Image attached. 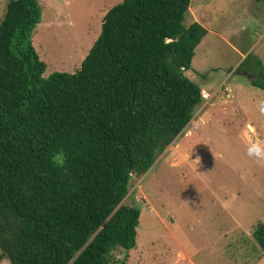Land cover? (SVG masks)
I'll return each instance as SVG.
<instances>
[{
    "label": "trees",
    "instance_id": "16d2710c",
    "mask_svg": "<svg viewBox=\"0 0 264 264\" xmlns=\"http://www.w3.org/2000/svg\"><path fill=\"white\" fill-rule=\"evenodd\" d=\"M191 0H122L73 73L31 42L37 0H8L0 21V263L126 264L141 210L123 203L203 102L185 72L206 36L184 24ZM250 79L264 92L260 62ZM63 150L65 165L52 156ZM104 225V227H103ZM264 252V223L255 229ZM123 250L122 260L114 252Z\"/></svg>",
    "mask_w": 264,
    "mask_h": 264
},
{
    "label": "rangeland",
    "instance_id": "374dc122",
    "mask_svg": "<svg viewBox=\"0 0 264 264\" xmlns=\"http://www.w3.org/2000/svg\"><path fill=\"white\" fill-rule=\"evenodd\" d=\"M37 1L31 42L47 78L80 67L122 0ZM195 21L208 32L185 74L204 100L154 165L131 177L123 203L141 215L126 264H264L255 237L264 223V160L247 155L248 145L264 144V92L249 76L257 62L264 67V0H191L184 24Z\"/></svg>",
    "mask_w": 264,
    "mask_h": 264
},
{
    "label": "clouds",
    "instance_id": "9594fccd",
    "mask_svg": "<svg viewBox=\"0 0 264 264\" xmlns=\"http://www.w3.org/2000/svg\"><path fill=\"white\" fill-rule=\"evenodd\" d=\"M262 110H264V109H262ZM247 155L250 158H254L257 162L264 160V144L252 143V144L248 145ZM52 161H53L55 166L62 168L66 162V157H65L63 150L57 151L52 156ZM115 259L117 261L122 260L123 256L120 254H117V255H115Z\"/></svg>",
    "mask_w": 264,
    "mask_h": 264
},
{
    "label": "built area",
    "instance_id": "2783aa9c",
    "mask_svg": "<svg viewBox=\"0 0 264 264\" xmlns=\"http://www.w3.org/2000/svg\"><path fill=\"white\" fill-rule=\"evenodd\" d=\"M204 97H205V95H204Z\"/></svg>",
    "mask_w": 264,
    "mask_h": 264
},
{
    "label": "water",
    "instance_id": "95a60500",
    "mask_svg": "<svg viewBox=\"0 0 264 264\" xmlns=\"http://www.w3.org/2000/svg\"><path fill=\"white\" fill-rule=\"evenodd\" d=\"M103 227H104V225H103Z\"/></svg>",
    "mask_w": 264,
    "mask_h": 264
}]
</instances>
